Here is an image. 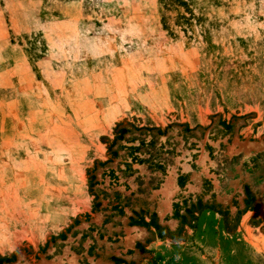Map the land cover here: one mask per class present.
<instances>
[{
	"label": "rangeland",
	"instance_id": "rangeland-1",
	"mask_svg": "<svg viewBox=\"0 0 264 264\" xmlns=\"http://www.w3.org/2000/svg\"><path fill=\"white\" fill-rule=\"evenodd\" d=\"M183 1L0 0V264H264V0Z\"/></svg>",
	"mask_w": 264,
	"mask_h": 264
},
{
	"label": "trees",
	"instance_id": "trees-1",
	"mask_svg": "<svg viewBox=\"0 0 264 264\" xmlns=\"http://www.w3.org/2000/svg\"><path fill=\"white\" fill-rule=\"evenodd\" d=\"M179 1H182V2H184L183 0H179ZM184 3H186V2H184ZM184 20H185V21H188V20H189V18H184Z\"/></svg>",
	"mask_w": 264,
	"mask_h": 264
}]
</instances>
